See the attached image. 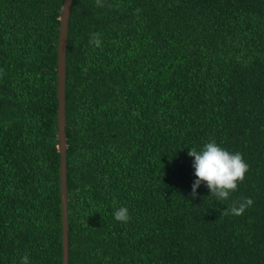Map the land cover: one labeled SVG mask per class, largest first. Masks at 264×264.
<instances>
[{
  "label": "trees",
  "instance_id": "obj_1",
  "mask_svg": "<svg viewBox=\"0 0 264 264\" xmlns=\"http://www.w3.org/2000/svg\"><path fill=\"white\" fill-rule=\"evenodd\" d=\"M64 0H0V264H62ZM68 264H264V0H72Z\"/></svg>",
  "mask_w": 264,
  "mask_h": 264
},
{
  "label": "water",
  "instance_id": "obj_2",
  "mask_svg": "<svg viewBox=\"0 0 264 264\" xmlns=\"http://www.w3.org/2000/svg\"><path fill=\"white\" fill-rule=\"evenodd\" d=\"M72 0H64L62 12L59 17L60 29L57 48V140L60 155V198H61V224H62V264H68V223H67V140L65 134V82H66V46L68 22L71 12Z\"/></svg>",
  "mask_w": 264,
  "mask_h": 264
}]
</instances>
